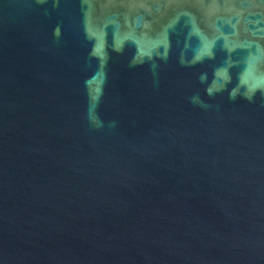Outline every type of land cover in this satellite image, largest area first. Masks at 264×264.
Segmentation results:
<instances>
[{
	"label": "water",
	"instance_id": "1",
	"mask_svg": "<svg viewBox=\"0 0 264 264\" xmlns=\"http://www.w3.org/2000/svg\"><path fill=\"white\" fill-rule=\"evenodd\" d=\"M0 264H264V0H0Z\"/></svg>",
	"mask_w": 264,
	"mask_h": 264
}]
</instances>
